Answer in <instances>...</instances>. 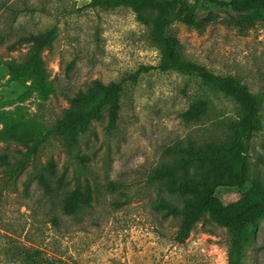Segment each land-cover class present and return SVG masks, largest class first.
Returning a JSON list of instances; mask_svg holds the SVG:
<instances>
[{
    "label": "rangeland",
    "instance_id": "374dc122",
    "mask_svg": "<svg viewBox=\"0 0 264 264\" xmlns=\"http://www.w3.org/2000/svg\"><path fill=\"white\" fill-rule=\"evenodd\" d=\"M198 13L219 18L204 28L175 21L169 27L180 40L185 58L219 74L238 76L255 92L264 91V21L244 30L228 22V11L205 0ZM91 0H0V116L35 115L45 126L61 119L68 96L94 80H124L117 124L108 127L107 112L81 135L78 155L67 153L52 137L40 150L45 163L53 158L61 188L53 198L33 181L26 193L22 181L0 195V249L8 240L40 248L56 264H228L230 232L208 216L181 242L176 235L182 216L157 205L161 199L178 205L181 198L151 180L157 167L178 157L177 150L208 140L224 139L228 124L239 115L236 101L201 78L156 67L161 53L148 27L128 5L113 9L90 6ZM55 30L43 52L52 92L42 97L33 79L19 82L6 62H22L28 45L22 35ZM16 44L15 49L10 48ZM141 66L137 80L131 78ZM205 100L208 112L189 120L184 111ZM262 127L249 151L250 180L243 186H220L228 204L255 184L264 185V105ZM3 123L0 122V128ZM22 148L0 141V152ZM79 182L92 200L77 215L62 210L64 195ZM56 218L57 223L52 220ZM0 264H23L0 252ZM243 264H264V219Z\"/></svg>",
    "mask_w": 264,
    "mask_h": 264
},
{
    "label": "trees",
    "instance_id": "16d2710c",
    "mask_svg": "<svg viewBox=\"0 0 264 264\" xmlns=\"http://www.w3.org/2000/svg\"><path fill=\"white\" fill-rule=\"evenodd\" d=\"M228 11V22L242 30L264 21V0H205ZM130 6L137 18L149 29L151 41L160 50L161 59L156 67L162 71L177 70L195 75L232 97L239 106V115L228 124L224 139L208 140L200 145L191 144L177 150L178 157L151 173L153 182L162 184L170 194L181 198L182 204L161 199L157 201L172 214H180L182 221L176 239L183 242L194 225L205 216L224 226L230 232L227 250L228 264H243L246 250L255 239L256 230L264 219V185L255 184L242 197L224 203L217 194L220 186H243L250 180L249 151L252 139L262 127L261 111L264 91H252L241 78L231 74H219L206 66L191 61L182 54L179 38L169 31L175 21L204 28L217 20L218 15L209 13L202 17L198 5L187 0H91L90 6L113 9ZM55 38V30L48 29L19 37L20 44L28 45L24 61L6 62L13 79L25 82L33 79V86L42 97H48L52 87L48 83V70L43 52ZM17 45L11 44L15 49ZM152 66H141L131 75L135 81L142 71ZM124 80L105 84L94 80L85 90L67 97L69 106L65 115L53 125L45 126L35 115L0 116V141L18 143L22 148L15 152H0V195L9 188H16L20 177L27 193L31 182L36 181L46 196L53 198L61 188V177L56 179V164L53 158L41 163L40 150L47 140L58 137L68 154L78 155L80 137L86 133L92 121L100 120L107 112L108 127L114 128L119 118L120 95ZM205 100L192 103L184 116L198 120L208 112ZM92 191L77 182L62 199V210L77 215L92 200ZM57 223L56 218L52 220ZM10 260L23 264H56L44 255L40 248L8 240L0 249Z\"/></svg>",
    "mask_w": 264,
    "mask_h": 264
}]
</instances>
